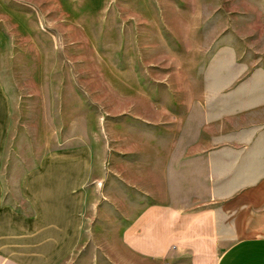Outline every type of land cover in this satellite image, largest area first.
<instances>
[{
    "label": "rangeland",
    "instance_id": "1",
    "mask_svg": "<svg viewBox=\"0 0 264 264\" xmlns=\"http://www.w3.org/2000/svg\"><path fill=\"white\" fill-rule=\"evenodd\" d=\"M248 147L264 152V0H0L7 173L46 155L90 159L72 264H136V239L166 234L164 209L201 212L211 172L236 169ZM231 205L264 215V183ZM248 236H264V220L241 227Z\"/></svg>",
    "mask_w": 264,
    "mask_h": 264
},
{
    "label": "crops",
    "instance_id": "2",
    "mask_svg": "<svg viewBox=\"0 0 264 264\" xmlns=\"http://www.w3.org/2000/svg\"><path fill=\"white\" fill-rule=\"evenodd\" d=\"M244 151L241 160L247 161H237L236 169L228 166L223 177L211 172L208 206L201 212L194 214L192 205L164 209L166 234L148 239L143 250L141 239H136V264L142 258L145 264H264V236L240 238L241 227L253 226L264 215L245 209L248 213L242 216L231 205L236 197L264 183V162L250 166L247 159H264V152L251 153L249 147ZM230 153L217 152L210 158ZM86 159L57 154L40 157L34 166L12 161L25 166L9 167L7 173L6 156L0 155V264H72L83 243L84 215L95 194L87 189L92 174ZM194 225L202 229L195 235ZM226 239L244 240L220 257L218 247Z\"/></svg>",
    "mask_w": 264,
    "mask_h": 264
}]
</instances>
